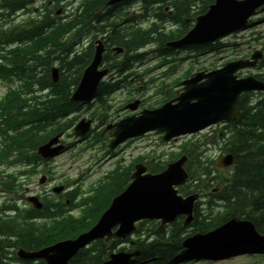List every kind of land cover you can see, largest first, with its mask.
Here are the masks:
<instances>
[{
    "label": "water",
    "instance_id": "water-1",
    "mask_svg": "<svg viewBox=\"0 0 264 264\" xmlns=\"http://www.w3.org/2000/svg\"><path fill=\"white\" fill-rule=\"evenodd\" d=\"M123 0H109L112 5ZM260 8V9H259ZM264 12V0H215L205 14L195 19L194 27L179 41L170 43L172 47L201 45L242 29L247 19ZM103 48H95L91 63L86 67L76 90L70 100L74 102L88 101L94 94L97 83L103 72L97 71L101 62ZM262 58L260 52H254L251 60L236 61L226 64L219 70L208 74L198 73L183 83V92L175 104H166L159 110L144 112L139 118H126L116 125L111 147L121 141L154 130L165 133L164 141L170 138L196 133L205 127L221 121L236 119L235 104L242 92L264 90V83L249 77L237 80L234 73L246 67H254ZM53 73V71H52ZM55 75V71H54ZM204 82L199 83L202 79ZM136 104L129 105L133 110ZM88 124L80 123L75 128V136H82ZM52 139L40 150L49 153L50 145L56 142ZM186 158L169 164L166 170L156 175H144L145 169L138 165L131 176L132 183L126 190L112 200L111 206L100 218L96 226L88 233L80 235L75 240L57 243L36 253L18 255L25 259H41L45 264H68L80 248L94 239L106 237L125 238L133 231L136 221L161 220V223L173 221L178 215H186V225L191 220L193 201L196 195L185 199L177 195L174 187L182 185L187 175L183 170ZM233 162L230 155L218 163V167L229 166ZM118 226L115 233L111 229ZM225 238V239H224ZM240 244H264V236L256 233L248 221L232 218L215 230L198 234L187 239L184 247L220 251ZM130 255L123 253L111 255L110 261L103 264H120L126 262Z\"/></svg>",
    "mask_w": 264,
    "mask_h": 264
},
{
    "label": "trees",
    "instance_id": "trees-1",
    "mask_svg": "<svg viewBox=\"0 0 264 264\" xmlns=\"http://www.w3.org/2000/svg\"><path fill=\"white\" fill-rule=\"evenodd\" d=\"M25 1L26 0H0L2 9L0 11V16L13 15L14 12L18 11L17 9L22 7ZM81 1V7H83L84 14L87 15L86 17L88 18L90 12L96 11L94 4H102L106 0ZM150 1L151 0H144V3L147 4ZM172 1L175 2V10L178 14L193 18L195 15L203 13L213 0ZM27 2L31 3L30 0H27ZM194 8H196L195 12L192 11ZM76 16L75 14V17ZM180 22L182 23L181 19ZM188 26L189 25L183 29V34L189 29ZM19 36V42L25 40L35 41L39 38V35L33 32H24L21 34L20 31ZM147 36L145 31L140 30H133L121 34V30L117 29V26L116 28L112 26V34L109 41L124 49V54L120 59V63L116 64L120 70L127 69L132 66L133 63H139L144 59V55L138 53L137 50L151 41L150 37ZM172 36L177 37L176 35ZM172 36L169 38H174ZM51 37H53L52 40L54 39L53 43H55L58 39V34L55 29L51 32ZM61 45L63 47L64 44ZM159 46L162 47V44L159 43ZM62 47L59 46L60 53L66 52L62 58L68 60L71 52L70 47ZM23 49L24 50H21V52L18 51L14 56L18 58L22 72L27 74V77H31L30 75L33 73L32 68L40 67L39 70L45 73V65L41 64L43 61L39 59L41 57L44 58V55H36L35 58L33 55L29 56L27 47ZM198 49L201 48L199 47ZM87 54L88 53H85L68 60L69 62L66 64V66L68 65L67 72L73 71L74 68L77 67L76 71L79 73V67L84 65L88 60V58L86 59ZM261 66H264V60L261 62ZM63 78H65V76ZM70 83L71 82L66 83L63 81L62 84L56 87L54 85L53 87L56 92L54 96L58 98H56L57 102L56 100L52 102V112L53 110L54 112L57 110L60 116L65 114L66 109L71 111L73 106H75L68 101ZM107 92L106 86L101 85L98 89V97H103ZM247 101L248 95H243L239 98L237 108L241 113L238 121L230 124L232 129L230 130V137L225 146L227 152L234 157L231 175L228 179L224 178L219 182L221 187L218 188V192L209 195V201L206 203L208 210H210L212 200L220 201L225 204V207H223L224 212H216L213 216L212 213H210V222L207 223L200 215L198 205H195L194 227L198 228L199 232L212 230L226 222L229 218L237 216L253 224L256 231L264 235V98L257 99L252 106H249ZM55 119L56 117L54 115L52 120L55 121ZM152 168L151 171H154L155 167ZM186 170L190 175V181L188 185L181 188L182 193L186 194V192L193 191L205 194L212 188V183L209 179L204 181V178L210 174L211 170L208 166H202V163L197 157L195 158L194 164H191V161L188 163ZM112 182V185L104 186L105 188L103 187V189L96 194L97 196L90 200V207L84 212L82 218H70L57 223L59 226L50 229L43 238L37 236V233L42 230L35 231L31 226L16 227L13 224L1 221L0 264H43L41 261L18 262L14 255L10 257L6 254L4 249L22 246L27 250H38L55 241L74 237L81 231L87 230L93 225L99 213L108 205L112 195L124 188L125 184L128 182L127 175L123 178L114 177L112 178ZM179 234L180 232L175 235L172 233V235L168 236L163 230H156L145 239L138 240L136 242V248L139 249L138 259H151L150 264L173 263L177 254L184 252L180 246ZM33 236L35 237L33 238ZM114 243L106 247L99 242L93 247L82 249L71 260L70 264H100L112 249L115 248Z\"/></svg>",
    "mask_w": 264,
    "mask_h": 264
},
{
    "label": "rangeland",
    "instance_id": "rangeland-1",
    "mask_svg": "<svg viewBox=\"0 0 264 264\" xmlns=\"http://www.w3.org/2000/svg\"><path fill=\"white\" fill-rule=\"evenodd\" d=\"M72 10V5L67 9V14L69 15ZM65 14V13H63ZM18 15H15L13 18V22L20 23L22 19L16 18ZM33 16V14H31ZM262 19H264V14L254 17L252 19V25L246 29L245 31H242L234 36L228 37L226 39L221 40L223 44H227L228 47H225L223 51H221L218 54H212V55H204L202 57L197 58V63L194 61L193 58H190L183 62L181 66L178 68L179 74L183 75L186 71L189 70H197L201 68H208L209 66H216L220 67L227 61L237 57L242 56L243 54H246L247 51L251 50L252 48H259L261 45L264 44V22H260ZM3 22V23H8ZM255 35V37H258L260 40L257 43L252 42V37ZM238 45V46H236ZM189 53L183 52L181 55L182 57H185ZM156 63V59L153 54H149L148 60L146 64H143L140 68H137L136 70L142 71L144 69H148L150 67H153V65ZM36 68V67H35ZM73 72V71H71ZM259 73L254 71H244V75L249 74H256ZM6 82H3V87L0 88V91H4L6 89ZM36 85L33 86L35 88ZM135 95L134 91L131 90H122L115 92L114 94L110 95L107 98V101L105 105H101L99 103L93 104L89 107V109L85 112V114H90L92 111H97L99 109H102L106 115L107 120L112 119L115 121L117 118L122 116L125 112L122 110L123 104L125 103V100L128 98H131ZM256 96V95H255ZM81 113V112H80ZM83 114V113H82ZM81 115V114H80ZM81 117V116H80ZM101 127V126H99ZM211 130H207L202 132V134H199L195 137H193L194 140H197L198 138H202L204 135L210 134ZM67 133H70L69 131ZM66 140L69 143L73 142V138L69 137L66 138ZM221 142V140H219ZM144 143L147 145L145 146L146 154L150 155L152 153V156L158 155L159 160L161 163H164L165 161L169 160L170 153H175L176 150L171 148L172 152H167L169 148L162 147L157 143V139H149L144 141ZM182 144V140L177 144ZM102 143L92 144L91 140L84 144H78L70 149V153H65L55 159L53 161V169H54V179L55 184L59 183H66L68 182L70 184L69 189L70 191H77L76 198L73 199L75 202H79L81 196L88 195L91 193V188L93 185L98 181V179L108 171H110L114 164L117 161L123 162L125 165L128 163V158L130 151L132 149V146L130 145H122L118 146L116 149L118 150L117 155L115 157H112L111 154L107 153L106 150L102 149ZM141 144H138L137 147H139ZM128 146V147H127ZM162 151V152H161ZM201 156L206 158L207 160H216L220 155V151L215 145L214 148H208V149H202L201 147L197 150ZM140 152V150H136V153ZM160 153V154H159ZM163 156H159V155ZM225 174V171H213L211 172L212 177L217 176V174ZM73 181H75L73 183ZM79 193V195H78ZM61 203L65 204V207L67 206V203L65 202V199H60ZM203 201V198H202ZM206 201V200H204ZM206 202H204L205 205ZM203 203L200 204V207H202L203 210H201V213L205 215L204 220L205 222H209V212L206 210V206H204ZM81 208H76L71 212L72 215L78 216L81 213ZM221 212L223 211L222 208L216 207L214 212ZM206 212V213H204ZM155 223V222H153ZM176 227L178 229H173L174 233H177L180 231V236H187L190 234V231L194 229V225H188L186 227H183L181 225V221L175 223ZM168 228H163L164 230L170 231L172 227L169 225ZM144 231L151 228V222H145L142 227ZM137 238V236L134 234L131 236L130 240L134 241ZM225 239V238H224ZM128 245L130 246V243L127 242L125 244H121V246ZM9 250L8 253H11L14 249H7ZM11 256V254H9ZM218 257H227L223 258L221 260H214V258L209 257L208 259L204 258V255H199L196 257V255H185L182 256L179 259L178 264H264L262 262L261 258L255 259L250 258L251 252L247 251L245 249L238 250L237 252L233 253H226L224 255H220ZM191 260V261H189Z\"/></svg>",
    "mask_w": 264,
    "mask_h": 264
},
{
    "label": "bare ground",
    "instance_id": "bare-ground-1",
    "mask_svg": "<svg viewBox=\"0 0 264 264\" xmlns=\"http://www.w3.org/2000/svg\"><path fill=\"white\" fill-rule=\"evenodd\" d=\"M49 0H38V3L44 8L45 7V5L47 4V2H48ZM93 1V0H92ZM95 1V0H94ZM108 1L109 0H106L104 3H102V4H98V3H96V4H94L95 5V10H99V11H106V10H110V9H113V8H115L113 5H109L108 4ZM2 9H1V6H0V11H1ZM17 12V11H16ZM16 12H14L13 13V15L16 13ZM13 15H10V16H4V17H1L0 16V21H2V22H7V21H9L10 20V18H12V16ZM86 19H88L87 17H86ZM24 33V31H21V34H23ZM19 38H20V36H19V32L18 33H16L14 36H13V39H15V40H13V41H17V42H19ZM63 38L64 39H70L71 38V36L70 35H64L63 36ZM69 53V52H68ZM70 56L68 57V60H71V59H73L74 57H76V56H80V55H78L77 53H75V52H70V54H69ZM65 62H67L68 60H65V59H63ZM77 67H75L74 68V70L76 69ZM68 70H67V68H65V70H64V72L65 73H70L71 71H69V72H67Z\"/></svg>",
    "mask_w": 264,
    "mask_h": 264
},
{
    "label": "flooded vegetation",
    "instance_id": "flooded-vegetation-1",
    "mask_svg": "<svg viewBox=\"0 0 264 264\" xmlns=\"http://www.w3.org/2000/svg\"><path fill=\"white\" fill-rule=\"evenodd\" d=\"M48 5H50V4H48ZM79 25L81 26V27H83V30L84 31H88V30H90V29H97V28H95L94 26L92 27V25H91V22L88 20V19H86V18H83V19H81L80 21H79ZM98 30V33H96V34H100L101 32L99 31V29H97ZM100 30H102V29H100ZM101 39H103V40H105V37H101ZM88 47H91V44H89L88 46H87V48ZM62 72V71H61ZM61 72H60V74H59V78H58V81L61 79V78H63V75L61 74ZM68 80H70V78H68ZM71 81V80H70ZM74 81V80H73ZM175 87V86H174ZM173 87V89H176V88H174Z\"/></svg>",
    "mask_w": 264,
    "mask_h": 264
}]
</instances>
